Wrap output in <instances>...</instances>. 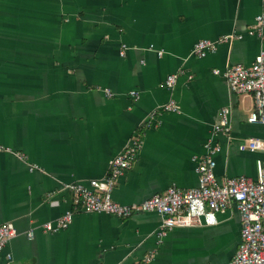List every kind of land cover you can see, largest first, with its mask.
Returning a JSON list of instances; mask_svg holds the SVG:
<instances>
[{"label":"crops","instance_id":"crops-1","mask_svg":"<svg viewBox=\"0 0 264 264\" xmlns=\"http://www.w3.org/2000/svg\"><path fill=\"white\" fill-rule=\"evenodd\" d=\"M263 8V0H0V143L10 148L0 152V224L17 229L0 264H225L240 241L234 206L160 241L155 212H76L56 233L39 224L72 208L67 184L108 174L135 132L138 156L111 194L120 204L195 186L192 157L208 140L219 145V181L256 179L264 152L238 148L264 137L261 124L248 122L252 95L233 93L212 70L253 61L260 41L247 29ZM233 32L240 38L204 57L191 52L199 39ZM168 74L176 75L171 89ZM171 98L176 112L163 108ZM222 107L230 132L215 134Z\"/></svg>","mask_w":264,"mask_h":264},{"label":"built area","instance_id":"built-area-1","mask_svg":"<svg viewBox=\"0 0 264 264\" xmlns=\"http://www.w3.org/2000/svg\"><path fill=\"white\" fill-rule=\"evenodd\" d=\"M247 33L256 35L260 41V48L253 61L249 65L237 63L212 71L224 78L233 93L252 95L254 107L248 116V122L261 124L264 128V8L254 17V22L247 29ZM235 38H240V35L233 32L217 39H199L192 46L191 52L198 57H204L214 51L218 43H229ZM125 52L126 46L123 44L119 49V55L124 56ZM175 82V74H168L165 77L164 83L167 88H173ZM104 91L107 96L112 94L108 88ZM130 93L136 94L134 91ZM163 108L168 112H176L179 106L171 98ZM228 113V108L220 109L219 118L212 125L213 133L230 132ZM140 145V136L135 132L131 141L110 160L108 174L99 179H90L86 184L81 182L67 184L66 187L72 194V208L55 219L43 221L39 228L48 233L61 231L68 227L76 212L105 213L119 218H126L139 212H155L160 216V225L157 229L160 241L167 230L174 227L213 224L216 222L215 212L234 206L240 215V241L236 251L225 264H264V159L257 161L256 179L239 175L219 181L214 174L216 163L213 158L219 150V145L208 140L204 144V155L192 157L196 164L195 186L182 189L169 185L140 202L120 204L112 199V190L118 178L136 160ZM238 148L240 151L264 152V137H247ZM3 151L8 152L10 148L0 143V152ZM18 155L22 156L21 153ZM16 234L17 229L13 223L0 224V252L7 241ZM26 234L31 238L34 230L30 229ZM152 257V253L147 254L144 261L149 262Z\"/></svg>","mask_w":264,"mask_h":264}]
</instances>
